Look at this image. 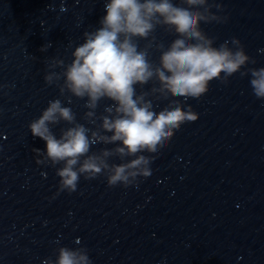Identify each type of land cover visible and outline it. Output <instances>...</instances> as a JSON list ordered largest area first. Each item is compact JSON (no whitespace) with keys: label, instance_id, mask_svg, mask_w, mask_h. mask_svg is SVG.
I'll return each mask as SVG.
<instances>
[{"label":"water","instance_id":"95a60500","mask_svg":"<svg viewBox=\"0 0 264 264\" xmlns=\"http://www.w3.org/2000/svg\"><path fill=\"white\" fill-rule=\"evenodd\" d=\"M209 2L227 17L200 25L214 46L236 38L255 60L245 67H264V0ZM104 15V0H0V85L8 86L0 89V264H44L60 246L86 247L92 264H264V100L252 94L250 74L213 79L199 99L149 96L156 111L180 99L198 118L174 130L162 151L143 153L155 159L135 186L81 177L76 191L58 193L55 168L35 163L33 148L45 144L27 126L48 101L61 99L93 127L82 119L85 101L68 104L43 77L46 61L71 62L83 32ZM154 35L165 47L176 38L159 27ZM159 54L151 49L150 60ZM110 103L102 100L97 114ZM67 126L52 131L58 137Z\"/></svg>","mask_w":264,"mask_h":264},{"label":"clouds","instance_id":"9594fccd","mask_svg":"<svg viewBox=\"0 0 264 264\" xmlns=\"http://www.w3.org/2000/svg\"><path fill=\"white\" fill-rule=\"evenodd\" d=\"M213 7L220 9L209 0H181V4L173 0H104L106 15L98 28L83 32V42L74 47L71 62L46 61L45 84L56 85L68 104L73 97L84 100L87 111L82 119L93 126L77 122L72 108L61 99L48 101L39 117L29 122L31 135L45 144L43 150L33 148L35 163L55 168L58 193L76 191L81 177L104 176L108 187L127 188L151 174L155 156L143 153L162 151L174 130L194 122L198 115L180 99L156 111L149 96L199 99L210 81L227 83L239 72L241 77L250 74L252 94L264 100V67H245L255 60L246 55L238 39H231L232 47L227 40L214 46L215 37L201 29V23L227 19L214 14ZM158 27L176 37L167 47L156 42ZM139 41L146 43L141 47ZM50 46L45 44L40 51L46 52ZM153 48L160 53L158 63L150 60ZM149 82L158 86L137 92V86L143 89ZM5 87L0 85V89ZM102 100L111 103L98 115ZM62 122L68 126L57 137L52 126ZM97 144L115 146L92 151ZM112 158L120 163L110 162ZM54 255L55 259L48 258L44 264H92L86 247L60 246Z\"/></svg>","mask_w":264,"mask_h":264}]
</instances>
